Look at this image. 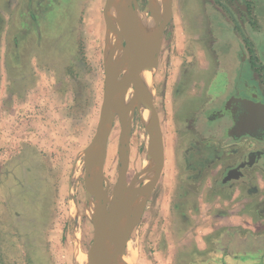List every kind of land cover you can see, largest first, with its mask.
Wrapping results in <instances>:
<instances>
[{
  "label": "rangeland",
  "instance_id": "obj_1",
  "mask_svg": "<svg viewBox=\"0 0 264 264\" xmlns=\"http://www.w3.org/2000/svg\"><path fill=\"white\" fill-rule=\"evenodd\" d=\"M129 1L137 15L145 13L149 2ZM190 1L173 0L155 54L158 64L154 72L147 71L158 108L164 165L118 264L219 263L218 248L212 246L216 255H210L206 243L217 240L225 228L210 225L206 207L200 197L197 200L202 186L194 192L192 172L176 157L186 131L174 119L173 84L186 66L180 61L195 55L192 30L198 32L199 45L208 46L213 25L207 23L215 14L209 4L229 10L245 36L253 20L256 30V20L235 3L257 12L263 30L264 0H197L202 18L195 28ZM104 7L105 0H0V264H88L97 166L93 159L88 165L86 151L100 119L110 49L123 48L118 37L112 40L116 32L108 38ZM217 35L223 59L230 38L225 30ZM259 41L264 42V35ZM246 53L251 57V47ZM133 113L126 187L137 182L142 191L154 166L144 177L149 137L137 111ZM119 134L115 118L101 142L104 197L111 195L118 177ZM136 196L130 197L131 206L141 194Z\"/></svg>",
  "mask_w": 264,
  "mask_h": 264
},
{
  "label": "water",
  "instance_id": "obj_2",
  "mask_svg": "<svg viewBox=\"0 0 264 264\" xmlns=\"http://www.w3.org/2000/svg\"><path fill=\"white\" fill-rule=\"evenodd\" d=\"M154 0H149L145 13L150 12ZM173 0H163L161 9L155 14L148 16L150 23L142 26L136 13L132 8L129 0H105V19L111 14L116 22L117 27L112 25L110 32H118V39L121 44L122 52L126 54L123 59V68L114 75L108 73L109 69L116 68V62L112 60L109 54L106 66V80L104 83L103 101L100 110V119L96 133L92 142L86 151V161L90 165L93 159L97 166L95 209L92 218L93 225V242L89 250V264H105L106 254L110 251L116 256L118 264L119 257L123 254L124 248L130 239V236L136 226L140 223L142 214L145 210L147 201L152 194L160 178L164 165V144L162 132L157 113L153 107L151 82L146 81L143 77L147 71L154 72L157 66V54L160 45L163 30L167 21L172 16ZM152 26H158L160 30L159 43L154 50H148L145 46L144 36L146 30ZM124 43V46L122 44ZM120 78L117 79L118 75ZM131 83L136 84L134 96L126 108L120 107L122 93ZM137 111L139 122L143 125L146 134L151 140L154 151L152 154L147 153L148 163L153 164L154 174L147 180L145 187L140 191V199L134 208H130L122 199L123 192L126 188V176L129 165L130 154V135L131 128L128 122L131 113ZM142 112H146V120L143 119ZM260 120L256 123L252 117H244L240 123L241 128L249 132L257 124L264 126V111L260 115ZM115 118H118L120 124L118 158L119 170L116 184L109 197H104V175H103V154L101 142L107 137L108 130L112 126ZM89 166L87 167L88 177ZM88 181V180H87ZM113 208L116 212L121 213L124 217L123 223L109 234L104 233L103 220L108 208Z\"/></svg>",
  "mask_w": 264,
  "mask_h": 264
},
{
  "label": "flooded vegetation",
  "instance_id": "obj_3",
  "mask_svg": "<svg viewBox=\"0 0 264 264\" xmlns=\"http://www.w3.org/2000/svg\"><path fill=\"white\" fill-rule=\"evenodd\" d=\"M248 13L242 11V14ZM32 18L35 20L34 16ZM245 67V75L251 78L250 82H256L259 90L231 87L229 95L212 107L215 109L213 114H208V107L200 108L199 102L195 105L188 99H179L180 95L189 93L190 87L184 89L186 75L177 76L172 102L176 115L174 119L184 126L186 137L180 141V154L176 157L192 172L189 176L193 179L191 185L196 187L194 192L198 186H202L197 200L201 198L212 226L219 225L225 217L221 211L239 209L242 213L252 212L250 222L264 229V133L258 137H238L239 111L233 109L234 103L231 102V98H243L264 105V60L253 57L251 53ZM154 108L158 110L157 105ZM212 231L216 232L217 229ZM261 231L264 230L256 232ZM220 245L215 242L208 247L211 250L215 246L218 251L224 252ZM254 250L264 254V244Z\"/></svg>",
  "mask_w": 264,
  "mask_h": 264
},
{
  "label": "crops",
  "instance_id": "obj_4",
  "mask_svg": "<svg viewBox=\"0 0 264 264\" xmlns=\"http://www.w3.org/2000/svg\"><path fill=\"white\" fill-rule=\"evenodd\" d=\"M190 4V10L191 7H194L195 9V12L191 10L193 14L190 19L194 24L193 28H195L201 22L202 18L200 16V7L197 6V0L190 1L189 5ZM235 6L239 7L241 10L244 9L242 11L246 10V8L238 2L235 3ZM209 7L212 12H215V14H212V17H210L209 20L207 19V24L213 25L210 28V32L207 34L208 46L205 48L199 45L201 43L198 41V36L195 35V33L198 32L192 30L194 36L192 40H194L193 44L196 47L194 51L195 55H189L185 61H180L182 64L186 63L187 67L184 72L183 69H180L177 76L183 77V75H186L184 89L187 90V88L190 87L188 89L189 93L180 95L179 99H188L195 105L199 102L200 108L208 107V114H213L215 109L212 107L229 95L231 87L237 86L238 89L248 91L259 90L256 82H250L251 80L249 79L251 78L248 75H245L246 60L249 59L246 50L251 47L254 57L264 60V42L259 41L260 35H264V29L260 30L259 16L257 15V12L254 13L251 10V12H249L256 20V30L254 31L250 24V31L244 36L235 27V20L228 16L227 12H230L229 10L227 11L226 9V11H223L217 6L218 9H216L212 4H209ZM262 23L264 24V22ZM218 30H225L230 38L228 46L226 45L227 52H224L225 58L223 59L221 58L219 48L216 46L218 37H220L217 35ZM196 41L199 43H196ZM198 82L200 83L198 84ZM193 84L194 86L192 87ZM173 85H175V82ZM232 101L234 103L232 105L233 109L239 111L240 123L245 116L252 117V121L256 123L260 120V115L264 111V105L243 98H231V102ZM153 107H155L154 101ZM156 113L158 116L157 111ZM239 122L237 123L238 125L236 128V131L239 133L238 137L246 135L250 137H258L259 134L264 133L263 125L261 126L257 124L254 129L247 132L241 128ZM263 187L264 185L262 188ZM221 213H223L225 217L222 218L220 224L217 226L220 227L219 230H221V228L225 229L222 230V234L219 233L216 236L218 238L217 240L209 238L208 243H206V248L209 244L218 242L221 244V248L224 249V252L219 250L218 264H264V254L254 252V249L258 248L261 244H264V231H256L264 229L257 228L256 225L250 222L249 218L251 215L253 216L252 212L246 211L242 213L239 209H231L223 210ZM213 252L214 251L210 250V248L208 249V254L216 255Z\"/></svg>",
  "mask_w": 264,
  "mask_h": 264
},
{
  "label": "bare ground",
  "instance_id": "obj_5",
  "mask_svg": "<svg viewBox=\"0 0 264 264\" xmlns=\"http://www.w3.org/2000/svg\"><path fill=\"white\" fill-rule=\"evenodd\" d=\"M162 2L163 0H154L149 13L143 14V15L136 14V17L138 18V21L142 26H147L150 23V19L148 16H150L151 14L155 15L161 9ZM114 22H115L114 17L111 14H109V16H107V28H106V32L108 33L109 39H110V35L112 36V34L114 33V32L113 33L110 32V27L114 24ZM118 34L119 33L117 32V35L112 40H114L118 36ZM144 37H145L144 38L145 46L148 48V50H154L159 43L160 30L158 29V26H152L148 28L146 30V34ZM110 55L112 57V60L116 62V68L109 69L108 73L114 75L115 72H120L121 69L123 68V59L126 58V54H124L118 47L112 46L110 49ZM143 77L146 79V81L151 82V76L148 72H145ZM135 89H136V84L131 83L129 87L122 93V97L120 100L121 108H126L129 105V103L131 102L134 96ZM130 94L132 96H130ZM132 114L134 113H131L130 114L131 118L128 119L130 127H131L132 117H133ZM142 115H143L142 116L143 119L146 120V116H147L146 112H142ZM146 149L151 154L154 151V146L151 140L149 141V138H148V143L146 144ZM144 165L145 167H144L143 172H144V177H145V176H148L150 173L151 163H148L147 161ZM139 193H140V189L137 186V182H135L134 184H131L130 186L125 188L123 195H122V199L126 202V204H128V206H130V208H134L135 205L131 206L129 199L131 197L132 200H135L137 197L136 195H138ZM109 209H111L110 212L104 216V220H103V228H104L105 234H109L110 232L115 230L124 221V217L121 213L116 212L111 207ZM111 253L113 252L110 251L106 254L105 264H110V263L116 264L117 259H116L115 254H114L113 260L112 261L110 260ZM89 258L90 257L88 255V260ZM77 260L79 262H82L83 261L82 256L78 255ZM88 264H89V261H88Z\"/></svg>",
  "mask_w": 264,
  "mask_h": 264
}]
</instances>
